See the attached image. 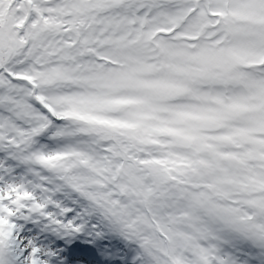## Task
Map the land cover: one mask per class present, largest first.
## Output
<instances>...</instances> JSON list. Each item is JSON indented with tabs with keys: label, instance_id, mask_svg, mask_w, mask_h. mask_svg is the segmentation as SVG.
<instances>
[{
	"label": "snow or ice",
	"instance_id": "6c2138e0",
	"mask_svg": "<svg viewBox=\"0 0 264 264\" xmlns=\"http://www.w3.org/2000/svg\"><path fill=\"white\" fill-rule=\"evenodd\" d=\"M0 264H264V0H0Z\"/></svg>",
	"mask_w": 264,
	"mask_h": 264
}]
</instances>
